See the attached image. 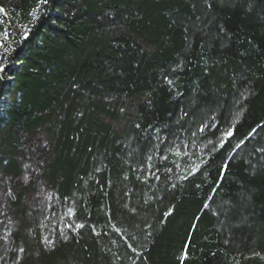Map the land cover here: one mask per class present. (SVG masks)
I'll return each instance as SVG.
<instances>
[{"label": "trees", "instance_id": "trees-1", "mask_svg": "<svg viewBox=\"0 0 264 264\" xmlns=\"http://www.w3.org/2000/svg\"><path fill=\"white\" fill-rule=\"evenodd\" d=\"M0 10V264H264V0Z\"/></svg>", "mask_w": 264, "mask_h": 264}, {"label": "snow or ice", "instance_id": "snow-or-ice-1", "mask_svg": "<svg viewBox=\"0 0 264 264\" xmlns=\"http://www.w3.org/2000/svg\"><path fill=\"white\" fill-rule=\"evenodd\" d=\"M41 2L42 3H47L48 2V0H41ZM0 11H2V10H0ZM35 18V17H34ZM28 33H29V30H25V32H24V36L22 37V39H27L28 38ZM4 70V66L2 65V64H0V72H2ZM121 111H123V109H121ZM201 131H203L204 129L203 128H201L200 129ZM253 131H255V129H253ZM225 135L226 136H231L232 135V131H231V129H229L226 133H225ZM237 147H239V145H237ZM22 251V250H21ZM181 259H183V257L181 258Z\"/></svg>", "mask_w": 264, "mask_h": 264}, {"label": "rangeland", "instance_id": "rangeland-1", "mask_svg": "<svg viewBox=\"0 0 264 264\" xmlns=\"http://www.w3.org/2000/svg\"><path fill=\"white\" fill-rule=\"evenodd\" d=\"M15 32H16V33H21L22 31H20V30H19V31H18V30H16ZM16 33H15V34H16Z\"/></svg>", "mask_w": 264, "mask_h": 264}]
</instances>
